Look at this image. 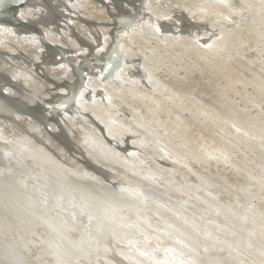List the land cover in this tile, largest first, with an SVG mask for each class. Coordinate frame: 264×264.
I'll use <instances>...</instances> for the list:
<instances>
[{
  "label": "rangeland",
  "instance_id": "rangeland-1",
  "mask_svg": "<svg viewBox=\"0 0 264 264\" xmlns=\"http://www.w3.org/2000/svg\"><path fill=\"white\" fill-rule=\"evenodd\" d=\"M112 1L116 7L120 5L119 2L121 6L125 4L127 12H129L133 5L131 2H128V0H125V3L124 0ZM131 1L136 3L134 5L137 7L135 11L133 10L132 23H130L127 28L130 30L132 28L131 31L133 32L135 30L139 31L133 34L130 39L126 40L125 37L126 42L125 40L120 42V46L118 47L120 56L118 59L119 61L117 60L118 65L115 67L116 70L112 66L113 60L111 57L98 46L103 37V33L107 32L109 29V26L105 25L101 20L93 18L87 20L88 17L86 15L77 11L79 15L75 16L80 18V25L82 24L80 29L82 30L76 29L73 33L76 31V34L81 31L83 32L85 28L87 31L89 29V33L87 32L88 35H86V38L84 33H82L83 35L80 34L81 36L79 34L74 36L73 34V38L70 37L72 40H69L71 42H68L70 44L66 42L67 44H64L65 46L62 45L63 48H66L63 50L64 53L62 52L65 57L70 59L73 54L75 56L77 54L79 56L82 55L81 58L75 60H81L78 63V68L84 71L88 76L87 79H100L103 77L105 81H111L109 84H104L105 89L102 91V94L101 92L91 93L93 98L90 97V100L89 98L87 99V103L89 102L91 105L97 104V107L93 109L97 110L96 112L100 114V117H105L106 119L107 117H113L115 118L114 120H121V122L123 121L122 123L125 124L123 129H119V135H117L114 140L112 139L114 145L112 142V144L105 143L104 146L107 148L106 145H109L111 148L113 147V150L117 149L121 151V156L124 155L118 157L122 158V160L126 157L133 166L137 165L139 169L143 168L144 170H142L145 171V173L147 172V179L154 178L155 180L159 179L163 183L166 182L164 184L173 189V192L172 189L170 191L173 194L170 193V197H174L175 199L179 197L180 199L189 197L192 199L191 197L193 194L195 195L194 197L200 196L202 199L200 200L201 203L198 200L196 201L197 205L194 204V206H192V203L196 200L194 199L190 205L192 208L189 210V212H193L192 214L198 215V219H201L194 223L195 231H199L202 228L203 230L208 229L211 221L213 222L212 226H214V228L211 227L208 229L205 235L208 239L204 242L199 241L198 244H195L196 238L192 235L193 239L189 241V243L192 244V249L190 251L188 249L189 253H181L180 258L184 257L182 255L185 254L191 253V255H193L196 251H202L207 246L214 249V247L222 245V242L225 241L232 251L228 249L224 251L225 253L222 251V254L213 252L209 256L207 255L208 257L206 256L203 258L204 261L200 260V262H198L197 260L194 264H223L224 261L228 260V264H264V1H262L263 3L255 1L248 2V0ZM190 1L195 5L193 11L199 9L198 12L200 14L203 13L204 18L207 16L205 21L198 20L197 18L196 20L193 19L196 25L194 26L198 27L197 30L190 29L188 31L182 29L176 31L178 27H175V32H167L168 34L166 32L160 33L156 30L158 23H160L159 16H165L170 13H173L170 14L172 17L179 16L180 13L178 12L177 14L175 10L177 11V9L181 7H174V3L181 6ZM96 2L101 6L100 1ZM67 4L68 3L65 2V8H67ZM169 4L174 7V9L170 8L173 10H171L172 12L167 9L170 6ZM198 4L199 6H196ZM23 5L24 3L19 4L13 9L15 11L14 13L20 11ZM107 8L110 9L109 6ZM13 10L11 11L13 12ZM198 12L197 14H199ZM243 13L245 14L244 16L241 15ZM98 15L103 14L100 12ZM113 17L112 15L110 19L113 20ZM52 19H54V17H52ZM82 20H87V23H84ZM90 22L93 24H90ZM141 22L143 23V27L145 25L148 28L144 27V30H142L140 27ZM47 24L49 27H53V24L49 22ZM62 24L67 26L64 22H62ZM84 24L87 27H85ZM37 26L38 24L33 25V29L41 30V28ZM91 30L92 32H94V30L98 31H96L98 34L95 32V39L92 32L90 33ZM99 30L101 31L100 33ZM121 32L122 30L117 32L118 34L116 33L118 38L121 37ZM77 36L78 38H76ZM84 47L88 51H81ZM46 54L49 55V52ZM85 54H87V56ZM22 56L29 59L27 53L22 54ZM56 57L63 60L61 55H56ZM16 60L19 61L16 64L24 63L22 61L20 62L19 59ZM44 61H42L41 64L47 63L45 58ZM69 61L70 60H67L66 63H70ZM30 63L34 62L30 61ZM48 66L54 67V65L51 66L50 64H48ZM18 69L24 70L17 66L16 70ZM79 88L81 89V87ZM59 90L63 93L61 97L65 98L67 95V92H65L66 90L64 88ZM72 105L74 108L71 107ZM69 107H71V109H69V111L66 110L64 116L68 118V121L72 124L75 122V119L78 118V113H80L81 110L72 103L71 105L68 104V108ZM82 113L81 116L83 115ZM89 113L94 118V113ZM19 121L23 122L28 129L35 131V123L28 121V119L24 120L21 117H19ZM92 121L93 120L88 124L84 121L85 124L82 125L89 133L95 132L97 140H100H98L99 144H103L102 137L100 139L97 133L98 129H101L105 136V127L102 123H97L95 125V121H93L94 123ZM113 122L115 123L116 121L112 120L111 123ZM1 128L4 131L6 129V135H2V137H6L10 144H14L15 149L21 148V146L18 147L17 145H21L20 141L26 139L25 135L19 133L20 131L10 130L9 125L3 126V124H0V129ZM8 131H10V134H8ZM31 136L35 139V136ZM68 136L71 140L73 139L71 135L68 134ZM124 137H127L125 138L126 141ZM33 139L30 140V143L28 141L25 142L24 148L34 147ZM55 139L56 141H51L50 144H54L55 142H57V144L50 146H56V149H58L59 138L56 137ZM133 141L135 145L132 144ZM9 143L5 142L6 147L2 149L3 151H15L8 147ZM73 143L74 142H72V144ZM72 144L67 143L70 151L74 149ZM120 146L122 147L120 148ZM162 146L173 153L171 155H174L173 157L177 159L179 164L177 161V164L175 163V159L174 162L171 163L168 159L160 155V150H162V148L159 147ZM61 148H63L62 145H60V149ZM85 148L86 147H84V149ZM125 149L126 151H124ZM35 150L38 151V149ZM41 150L46 153L50 152L49 149ZM117 150L114 151L118 152ZM70 151H67V155H70ZM108 152L110 154L112 150ZM48 155L49 157H47V159L54 164L45 162L47 160L46 156H42L41 153L39 154V152H36V154H34L35 157L41 156L43 160V165L38 169V172L44 174L41 177L35 178L34 175V177L31 178L32 180L26 177V179L20 180L18 176L21 171H17L16 169L12 170L13 168L6 169L2 174L0 171V205L3 206L4 210L0 213L1 217H9L13 220L16 218L14 215H17L18 219H21V221H27V228H33L34 220H38L39 216L43 215V217L45 216V221L43 223L58 234L56 238L58 239L59 236L63 235L64 227L60 221L55 219L54 214L51 213L54 211L55 207L51 201H54V196L70 194V199L73 201V199L76 198L75 200H77V203L81 206L80 208L83 211H81V213H88L85 223L87 230L85 229V231L81 233L84 236L80 238L77 245H73V249H69V255L72 259L80 258L79 255L84 253L85 256L80 258V260L88 262V257L92 255L99 264H107L108 260L112 259V257V260H114L116 264H122L120 261L125 259L117 258L119 256L117 255V248H119V250L122 249L121 251L125 250L123 252H130L129 250H133L139 245L143 249L149 247L148 249H150L151 253L150 257L163 258L160 264L168 263V260L166 257L164 258V256L165 254L169 256V252H163L161 243H166L164 241L168 242L167 236L173 234L174 236H182L183 232L181 226L175 227L168 225L169 227L166 226L167 229H165L162 221H164L167 215L172 213L178 215V212L180 213L181 207L178 205V203H181L180 199L172 200L166 198L162 196L163 194L161 195L149 186H140L139 188L142 191H138L140 194L136 192L139 194H137L138 196L130 192L121 197L120 194H118L116 198L114 192L115 185H110V183L108 184L105 182L104 184H106V186L103 185L100 187L95 181L90 184L89 180L80 177L77 178L79 180L75 183L74 174H78V172H72V167L75 168V165L70 163L67 165V162L63 159L64 155H60L57 157L58 159H55L53 155L49 153ZM75 155L77 154L75 153ZM173 157L170 159H173ZM45 163L46 165H44ZM174 164L175 166L173 167ZM187 169L188 172L186 174L190 176V178L184 177V170ZM110 178L111 175L109 180ZM39 183L44 184L39 185ZM70 183H75V185H71L70 187ZM79 184L82 186H79ZM47 185L48 187L50 186V188H46ZM78 188L80 189L78 190L79 196L75 193ZM119 188L120 187H117V189ZM160 188L165 189L163 186ZM188 188L192 190L188 191ZM179 190L183 191V193ZM209 190V195H207V191ZM216 190L221 191L222 199L217 194ZM43 195L47 199H51L49 204L43 207L41 206L37 212L34 211V215L30 210V214H27L29 218H27L26 212L28 208L26 206L25 208L23 207L24 203L30 199L34 200L35 203H40ZM16 196L20 199V205L22 206L18 203H15L16 206H14L15 200L13 199H16ZM144 198L147 200L145 201ZM162 198L171 200L172 202L170 203ZM111 201H113V203ZM6 202L7 204L8 202L10 203V207ZM189 202H191V200H189ZM198 206H205L211 210L202 209ZM100 207L101 209L104 207L107 209L111 208V211L115 210V214L117 215H111V213H109L110 216L106 213V217L103 216L102 213L98 215L97 208ZM44 208L45 210H43ZM196 208H198V210ZM221 210L223 212H220ZM141 211H144L143 219L139 216V218L137 217ZM48 212L50 213L48 214ZM184 213V215H188L186 212ZM37 215L39 216L37 217ZM92 215L98 218L102 216V223L93 221L92 218L94 217H92ZM46 216L50 221H48ZM89 218H91V221L88 223L87 220H89ZM124 218L129 221H126ZM129 218H131V222ZM105 219L107 221H105ZM52 221L55 222L53 223ZM198 222H200V224ZM127 223H131V225L129 226ZM73 224L76 225V223ZM148 224H151L152 227H149ZM51 226H53V228H51ZM27 228L25 229L27 230ZM29 228V232L35 233V236L37 233L38 236V232L32 229L30 230ZM60 229L62 231L61 233L58 232ZM164 231L166 234H164ZM112 232L117 233H115V240L118 239V242L121 240L120 242L122 243L117 242L118 247L116 249L113 248L115 247L113 244L109 245L106 243V239L111 236ZM123 236L131 240L127 242V239ZM91 238L94 240L91 241ZM122 239L125 242H123ZM234 240L242 244L246 242L247 245L249 242H251V244L248 245L246 249H244L245 246L242 245H238L239 248H234L232 245ZM129 241L132 242L130 243ZM22 242H27V240ZM10 246L11 245L5 243L3 247L9 249ZM152 249L153 251H151ZM230 256L235 258L231 260ZM127 262L129 261H126V263Z\"/></svg>",
  "mask_w": 264,
  "mask_h": 264
},
{
  "label": "bare ground",
  "instance_id": "bare-ground-1",
  "mask_svg": "<svg viewBox=\"0 0 264 264\" xmlns=\"http://www.w3.org/2000/svg\"><path fill=\"white\" fill-rule=\"evenodd\" d=\"M2 1H3V3H2ZM8 1H13L14 2V1H19V0H0V8L3 9L4 6H2V5L6 4ZM96 1H100L101 6ZM118 1H120V0H118ZM249 1H253V2L255 1V2H260L261 3L264 0H248V2ZM65 2L68 3L67 6H66L67 8L64 7L65 6ZM128 2H131L133 4L132 8L129 10L130 13L126 11V5L125 4H122V6H121V3L119 2L120 5L116 7V6H114L112 0H68V1L67 0H25L24 5L20 9V11H18L17 13H12V15L10 17L6 18V19L0 20V22H1L0 23V71H2L4 69V71L5 70H8V71L10 70V71L14 72L15 73L14 77L17 76L16 78H17V82L18 83L19 82L20 83H24L25 82V83L28 84L31 81L29 87L34 92L38 93V95H40L41 97H44V99H46L47 101L48 100L50 101V100H53V99H57V98H62L61 96L63 95V93L59 89L62 90L63 88L66 90V91L65 90L64 91L67 92V95L65 96V98H62L64 102H67V100L68 101L71 100L72 96H74V99L71 101V103L74 104L78 109H80L81 112L78 113V118L75 119V122L72 123L73 125L71 124L70 121H68V118H66L64 116V113L66 112V110L69 111V109H71V107L74 108L73 105L71 107H69V108L66 107L64 111H61V113H60V107L56 106L53 109L54 115H51L48 118L46 116L42 117V118H44L43 122H41L39 120L41 116L37 112H34L32 117H34L37 121H39V123L41 124V127L45 126L46 136H47V134L53 135L55 133L59 135L62 132V130H66L65 131V135L66 136L64 135L65 137L64 136L60 137V135L59 136L58 135H53V136H51V138H48V141L50 143L51 141H56V139H55L56 137L59 138V141L57 140L59 142V148L56 149V146H54V147L50 146V147L53 148L57 153H59V155H57L58 157L60 155L61 156L64 155L63 159L65 160V162H67V165L69 163L75 165V168L72 167V172L73 173L78 172V174H79L78 177L84 178V176H82L81 174H83V175L85 174L88 177H96L97 181L99 180V178H98L99 176L104 178V179L107 178L106 180H108V182H112V184L115 185V187H114L115 197L118 196V194H120V197H121V196L126 195L127 193H130V192L132 194L135 193L137 195L139 193L138 191L141 190L139 188L140 186L141 187L142 186L143 187L149 186V187H152L153 189H155V191L160 193L161 195L163 194L162 196H165L166 198H169V199H172V200L173 199L177 200V199H180V197L177 198V199H175L174 197L173 198L170 197V193H171L170 191H171L172 188H170L169 186H166V184H164L166 182L163 183L159 179L155 180L154 178L147 179V177H146V173L147 172L145 173V171H143L144 170L143 168H142L143 169L142 170L141 168L139 169V166L137 167V165L133 166V164H130L131 162H129L128 158H126V157L123 158V160H122V158L118 157V156L122 157L124 155L123 154L121 156V154H122L121 151H118L117 149H114L115 151L116 150L118 151V152H115L112 149L113 147L111 148V146L106 145L107 146V148H106L104 146L105 143L112 144V142H113V145H114V141H113L114 138H116V136L119 135L118 134L119 133V129H123V126L125 124L122 123L123 121L121 122V120L120 121L119 120H114L115 118H113V117H107V119L105 117H103V118L100 117V114L98 112H96L97 110L93 109L94 107H97V104L96 105L92 104L93 105L92 106L89 102L87 103V99L88 98H89V100L91 99L90 98V97H92L91 93L101 92V94H102V91L105 89V85L104 84H107V83L109 84V83H111V81L110 80H109L110 82L109 81H105V78H103V77H102L103 79L102 78H100V79H96V78L95 79L94 78L87 79L88 76L84 73L83 74V85L80 86L81 89L78 87L80 91L77 88L76 91L73 93L72 89H74L75 86L77 85V80L76 79L78 77V71H75V70L79 69L78 68V63H79V61H81V60L77 61L75 59L81 58L82 55L79 56L77 54L75 56L73 54V56L70 57V59H69V58L65 57L64 54H62L63 50L66 49V48H63L62 45L67 44L68 42H71L69 40L71 39L70 37L73 38V34H74V36H76L78 34L79 35L80 34L83 35L82 33H84V36L86 38V35H88V33H89L88 32L89 29L87 31L86 28H85V31H83V32L81 31L78 34H76L77 31L75 33H73V31H75L76 29L77 30H82V29H80V26L82 25V24L80 25V22H81L80 18L76 17L77 15H79V12H80L81 14L86 15L88 17L87 20L88 19L91 20V18L98 19V20H101L103 23H105V25L109 26L108 27L109 29L107 30V32H104L103 35L101 34L103 37L102 38L99 37V38H101V40H100L98 46H100L103 51L108 53V55L113 60L112 66H113V68H115L118 65L117 60L119 59V56H120L119 48H118L120 46L119 45L120 42L124 41L125 37H126V40L130 39L133 34H135V33H137L139 31V30H135L136 27L134 29L135 30L134 32L131 31L132 28H131V30L127 28L128 25L130 23H132V15H133V12L136 10V7H137V6L134 5L136 3H133L131 0H128ZM124 3H125V0H124ZM244 4H245V1H244ZM246 4H247V2H246ZM108 6H109L110 9L107 8ZM170 6H169V8H167V9H169V11L174 9L175 6L176 7H181L180 9L176 8L177 11L175 10V12H177V14H178V12L180 14L177 17H172V15H170V14H173V13L167 14L165 16H159V22L160 23H158V26L156 27V30L158 32H160V33L175 32V29H174L175 27H178L176 31L182 30V29H186L188 31L190 29L197 30L198 27H195L196 25L194 23L195 22L194 20H196V18H197L198 20L205 21V18L207 17L206 16L204 18V16H203L204 14L203 13L200 14L198 12L199 9H195L193 11V8H195V5L191 1L185 3V4L181 5V6L177 5L175 3L173 5L174 7H172V5H170ZM196 6H199V4L196 5ZM242 6H243V4H242ZM253 6L255 7L254 4H253ZM170 8H172V9H170ZM200 8H202V7H200ZM164 9H165V7H164ZM10 10H12V9H10ZM108 10H109V12H108ZM200 10H203V9H200ZM77 11H79V12H77ZM10 12H12V11H10ZM100 12L103 15H98ZM197 12L199 14H197ZM9 15L10 14L7 13V16H9ZM112 15L114 16L113 20L110 19ZM241 15L244 16L245 14L243 13ZM52 17H54V19H52ZM64 19H66V20H64ZM87 20H85V21L82 20V21L84 23H87ZM2 22H4V23H2ZM48 22L53 24V27H51V26L49 27L48 24H47ZM62 22H64L67 26H64L62 24ZM37 24H38L37 27L38 28L40 27L42 31L33 29L34 28L33 25H37ZM90 24H93V23L90 22ZM85 27H87V26L85 25ZM140 27L142 28V30H144V27H147V26L144 25V27H143V23L141 22V26ZM92 28H93V26H92ZM151 28H152V26H151ZM121 30H122L121 35H120L121 37L118 38V35H116V33L120 32ZM96 31L94 30V32H92V30H91L90 33L92 32V35L94 36ZM97 32H96V34H98ZM100 32L101 31L99 30V33ZM76 38H78V36ZM85 38H84V40H85ZM89 38H90V36H89ZM94 39H95V36H94ZM126 40H125V42H126ZM78 41H79V39H78ZM49 44L51 45L52 50L48 49L46 47ZM68 44H70V43H68ZM91 44H92V42H91ZM200 44H202V43H200ZM80 45H81V43H80ZM69 47H70V45H69ZM86 47H88V46H86ZM203 47H204V45H203ZM86 50L87 49L84 47L83 50H81V51H86ZM47 52H49V55L46 54ZM90 52H92V51H90ZM25 53L28 54L29 59H27L25 56H22V54H25ZM82 54H84V53H82ZM56 55H61L63 60L62 59H58L56 57ZM85 55L87 56V54H85ZM95 55H97V54H95ZM44 58H45V60H47V63H42L41 64V62L44 61ZM102 58H103V56H102ZM16 59H19L20 62L22 61L24 63L16 64L17 62H19ZM67 60H70L69 61L70 63L67 64L66 63ZM103 60H105V59H103ZM120 60H121V58H120ZM30 61H32L34 63H30ZM44 62H46V61H44ZM103 62H105V61H103ZM35 63H37V64H35ZM48 64H50L51 66L54 65V67H49ZM75 65H77V66L75 67ZM17 66L19 68L20 67L23 68L24 70H22V69L21 70H19V69L16 70ZM81 66H82V63H81ZM115 70H116V68H115ZM123 72H124V70H123ZM101 75L104 76L103 74H101ZM0 80H2V79H0ZM11 82H14V81H11ZM5 83H6V85L3 86V90L5 92H9L11 94V90L12 89L9 88V87H11L10 86L11 85L10 81L6 80ZM7 86H9V87H7ZM0 94L3 95L4 93H0ZM101 94H99V95H101ZM8 96H10V95H8ZM13 97H15V96H13ZM94 97H97V96H94ZM6 101L7 100H5V99L4 100H0V114H1L0 115V124H3V126L4 125L5 126L6 125L11 126L12 125V124L9 123V121H7V118H4V116L2 117V115L6 114V113L7 114L8 113H12V112L16 113L17 114L16 117H17L18 120H19V117L23 118L24 120L25 119L27 120L29 118V117L26 118L23 114L20 113V111L18 112L15 109H12L13 107H11L9 105V103H7ZM28 102L30 103V101H28ZM90 108H92V109H90ZM58 111H59L60 117L57 118L56 115H57ZM89 112L94 113V115H95L94 118L92 117V115H90ZM81 113L83 114L82 116H81ZM54 120L56 121V128L58 129V131L56 129L52 128V127L49 128V126H48V123L52 124V122ZM91 120L95 121V125L97 123H102V125L105 127V131H104L105 134H106L105 136L103 135L102 130L97 128L98 129L97 135L100 136L99 137L100 139L102 137V143L103 144H101V143L99 144L100 140L99 139H98L99 141L97 140V138L95 136V132L94 133H89L87 130L84 129L85 127L82 125V124H85L84 121H86L87 124H88ZM112 120L116 121V122L115 123L114 122L111 123ZM28 121H30V120L28 119ZM20 123L23 124V122H20ZM58 123H59V125H58ZM51 124H49V125H51ZM141 128H143V127H141ZM1 129H0V166H1L0 167V171H1V174L6 169L13 168L12 170L16 169L17 171H21L22 172V173L20 172V174L18 176L20 180L26 179V178L27 179H31L32 177H34V175H35V178H38V177H41V176L44 175V174H41L40 172H38L39 167L41 165H43V160H42L41 156H39V157L38 156L35 157L36 155L34 156V154H36V152H39V154L41 153L42 156H44V157L46 156V159H47V157H49L48 153L50 155H53V157L55 159H58L57 156L55 155V153L51 152L50 150H49L50 152L46 153L45 151H43L41 149H38V151H36L34 147H32V148H30V147L24 148V146L19 148V149L18 148L15 149V145L14 144L13 145L10 144L9 141H7L6 137H2V135H6V129H5V131L3 129L2 130ZM52 130L55 133L52 134V132H53ZM8 134H10V131H8ZM68 134L73 137L72 140L69 138ZM32 135L35 136V140L36 141H40L38 139L39 138L38 136L36 137V135H34V133ZM84 138H85V140H84ZM125 138H127V137H124V140H125ZM46 140H47V138H46ZM71 141L74 142L75 144L74 143L72 144ZM5 142L9 143V145L7 144L8 147H10L12 150L14 149L17 154L20 153L24 157L33 158L34 160L31 159L32 162L31 161L28 162L29 165H31V166H29V165L22 166L23 159L17 158V156L15 155V153L13 151H3L2 149H5V147H6ZM67 143H70V144H72V146H74L73 151L69 150V147H68ZM55 144H57V142H55L54 144H50V145H55ZM132 144L135 145L134 141H133ZM60 145H62L63 148L60 149ZM80 145L83 148L86 147V150H87L86 151L87 155L85 157H82V158H80V157L78 158V155L82 156L83 153H84L80 149ZM127 146H126V148H127ZM121 147L122 146H120V148ZM159 148H162V150H160V152H161L160 155L161 156H163L166 159H168L171 163L174 162V159H175L173 157L174 155L173 156L171 155L173 153L169 152L168 151L169 149H166L163 146L159 147ZM110 149L112 150V152H111ZM34 151H35V153H34ZM67 151H70L69 152L70 155H67ZM108 151H110L111 153L109 154ZM124 151H126V149ZM75 153L77 155H75ZM10 156H12V157H10ZM172 157H173V159H170ZM88 158L93 160L92 164L94 165V167H89L88 166V164L86 162V159H88ZM64 160H62V161H64ZM176 161H177V159H175V163H176ZM111 163H113V164H111ZM177 163L179 164L178 161H177ZM174 166H175V164L173 165V167ZM96 168L100 169L101 172L100 171L98 172L96 170ZM184 171H185L184 177L190 178V176H187V174H186L188 172V169L184 170ZM50 174H52V173H50ZM110 175H111V178L109 180ZM96 179H95V182H96ZM93 180L94 179L89 180L90 184H91V182H94ZM43 184L44 183H39V185H43ZM145 184H151V185H145ZM36 186H38V185H36ZM161 186H163L165 189H161L160 188ZM117 187H120V188L117 189ZM46 188H50V186L48 187V185H47ZM177 188H178V186H177ZM192 189H193V187H192ZM192 189L188 188L187 190L190 191ZM76 190L77 191L75 193H76L77 196H79V193H78L79 191L78 190H80V189L78 188ZM175 190H176V188H175ZM179 191H181V190H179ZM216 191H217V194L222 199L221 191H219V190H216ZM136 192H138V193H136ZM172 192H173V189H172ZM209 192H210V190L207 191V195H209ZM181 193H183V191H181ZM207 195H205V196H207ZM70 196H71L70 194L61 195V196L57 195V196L53 197L54 201H51V199H49V198L47 199L43 195L42 196L43 204H42L41 200H40L41 201L40 203H35L34 200L30 199L26 203H24L23 207L25 208V206H26L28 208V210H29V211L27 210L26 216H27V214H30L29 212H31V211H32L31 213H33V215H34V211H36V212L39 211L41 206L43 207V206L49 204V202L51 201V203H53V205L55 207H54V211L53 212H51L50 209H49V211L54 214L55 219L60 221L62 223V226L64 227L63 235L59 236V239H60L59 241H61L63 239L66 242L69 241V243H71L72 245H75V244L77 245V242L80 240V238H82L84 236L81 233H83V231H85V229L87 230V226L85 227V222L83 220H81V219L83 218L84 220H86V218H87L86 215L88 213H86V212H84V214L81 213L82 209L80 208L81 206L79 205V203H77L78 201L75 200L76 198H74L73 201H72L70 199ZM194 196L195 195L193 194L192 197H191L192 199H190L189 197L181 198L180 199L181 203H178V205L181 207L180 213L178 212V215H176V213H172L170 215H167V216H165L164 221H162L163 222L162 224H163L165 229H167L166 226H168V225L169 226L172 225V226H175V227H177V226L180 227L181 226L182 227V232H183L182 236L181 235L174 236V234L171 235V236L170 235L169 236L166 235L167 238H168V242L164 241L166 243H163V242H162L163 244L161 243V247H163V252H166V253L169 252V256H167L166 254L164 256V254H163L164 258L166 257V259L168 260L167 264H194L195 261L198 260V262H200V260L202 261L203 258H205L207 255L209 256L213 252H218V254H220L222 251L224 252V251L230 249L228 247V243L224 241V242H222V245H220V246L217 245V247H214V249L211 248L210 246H207L202 251H196V253L193 254V255H191V253L187 254V255L185 254V255H182L184 257L180 258L181 253H183V252L186 253V252H188V249H189V251L192 249V247H191L192 244L189 243V241L190 240L192 241V239H193L192 235H194L195 238H196L195 244H198L199 241H203V242L206 241L208 239L207 237H205L206 231L208 232V229H210L211 227L214 228V226H212L213 222L211 221L212 223L210 222V226H208V229L203 230V228H202L199 231L198 230L195 231L194 223L196 221H198V220H201V219H198L199 218V217H197L198 215L196 216V215L192 214L193 212L192 211L189 212V210H190V208H192V206H194V204L197 203L196 201H198V200L200 201L202 199L200 198V196H196V197H194ZM17 197L18 196H16V199H13V200H15L14 206H16L15 203H18L19 205L21 204L20 199H18ZM220 198H218V199H220ZM2 199H3V196H2ZM155 199H153V200H155ZM162 199H164V200H166V201H168L170 203L172 202L171 200H167L165 198H162ZM194 199H196V200L194 201ZM107 200H109V199H107ZM146 200L147 199H145V201ZM189 200H191V202H189ZM192 201H194V202L192 203ZM106 202H109V201H106ZM111 202L113 203V201H111ZM182 202H184V203H182ZM1 203H2V201H1ZM191 203L193 205L190 207ZM200 203H201V201H200ZM6 204H7V202H6ZM8 204L7 205L10 207V203L9 202H8ZM202 205H204V204H202ZM20 206H22V205H20ZM35 206L36 207L38 206V207L36 208ZM0 207L2 208V209L0 208V213H2L4 211L3 210V206L0 205ZM17 207H19V206H17ZM198 207H200L202 209H208L209 211L211 210L209 208H206L205 206L204 207L198 206ZM45 208H47V207H45ZM45 208L43 210H45ZM100 209H101V207L97 208L98 215L100 213H102L103 216H105V217H106L107 214L109 215V213H111V215H117V214H115L116 213L115 210L111 211L112 210L111 208L107 209L106 207H104V208L101 209V212H100ZM136 209H137V207H136ZM196 209L198 210V208H196ZM50 212H48V214ZM175 212H176V210H175ZM184 212H186V214H188V215H184L185 214ZM220 212H223V211L221 210ZM139 213L140 214H138L137 217L139 216L140 218L143 219L144 218V211L143 212L141 211ZM39 215H37V217ZM44 215H47V214H44ZM14 216H16V218H14L13 220H11L9 217L6 218V217H1L0 216V264H93L94 262H96V258L94 256H92V255H90V257H88V260H89L88 262L85 261V260L84 261L80 260V258L85 256L84 253L79 255L80 258L72 259V257H70V255H69V250L67 248H65L64 245L62 246V245H60V244H58L56 242V238L58 237V234L56 232H54V230L48 228V226H46L45 224H42V226H41L39 219L38 220L37 219L34 220L35 222H34L33 228L34 227H36L38 229L44 228V230H46V231H42L41 230L42 232H38L39 233L38 236H37V233H36V236H37V238H36L35 233H31V232L27 233L28 228H29L28 227L27 230L25 229L26 228L25 226H27V221L24 222V220H22L23 221L22 222L21 219H18L17 215H14ZM28 216H27V218H29ZM213 216H215V215H213ZM42 217H43V215H42ZM92 217H94V216L92 215ZM46 218H47V216H46ZM102 218H103L102 216H99V218L98 217H94V218H92V220L96 221V222L99 221V222L102 223ZM125 218H127V217H125ZM24 219H26V218H24ZM129 219H130V222H131V218H129ZM48 221H50V219H48ZM58 221H56V222H58ZM87 221L89 223V221H91V218H89V220H87ZM105 221H107V220L105 219ZM52 222L54 223L55 221H52ZM49 223H51V222H49ZM73 223H76V225L73 224ZM103 223H105V222H103ZM198 223L200 224V222H198ZM30 224H28V225H30ZM55 224H54V226H55ZM128 225L130 226L131 223H129ZM148 225H149V227L151 226V224H148ZM51 228H53V226H51ZM236 228H238V227H236ZM29 229L31 230V228H29ZM161 229H163V228H161ZM217 229H218V227H217ZM158 230H160V229H158ZM58 232L61 233L62 232L61 229H60V231L58 230ZM108 233H110V232H108ZM115 233L116 232H112L111 236L108 239H106V238L105 239H106V243L107 244H109V245L113 244L115 246L113 248L116 249L118 247V244H117L118 239L115 240L116 239ZM120 234H121V230H120ZM124 234H122V235H124ZM164 234H166V232ZM118 235H119V233H118ZM29 236H31L32 240H34V238H35V239H38V240L42 241V243L39 246L34 247L33 251H36V252H34L35 254H33L34 256H30V255L28 256L29 253H27V249H26V247L24 245L25 242L24 243L22 242V241H26V237L30 238ZM126 236H123V237H125L127 239L128 237H126ZM188 238H190V239H188ZM237 238H239V237H237ZM93 240L94 239L91 238V241H93ZM128 240H131V239H127V242H128ZM46 241H48V242H46ZM113 241H115V242H113ZM120 241L118 243H121ZM122 241H123V239H122ZM123 242H125V241H123ZM5 243L11 245L9 247V249L3 247ZM246 243L242 244L241 242L234 240V243H232V245H233L234 248H239L238 245L239 246L242 245V246H245V248L244 247L243 248L246 249L248 247V245L251 244V242H249L248 245ZM159 245H160V243H159ZM251 247H253V246H251ZM146 248H147V246H146ZM148 248L147 249H143L141 246L138 245L137 248L135 247V249H133V250L132 249L129 250V248H128V250L130 252H127V251L123 252L125 250L121 251L122 249L119 250V248H117V250H118L117 251V255H119L117 258H121V259L123 258L126 261H129V262L126 263L125 260H122V261H120V262H124L122 264H128V263L129 264H141V263L142 264H160V262L163 261V258H160V257L159 258L158 257L152 258V257H150L151 253H150V249H148ZM159 249H158V251H159ZM103 250H104V247H103ZM105 250H107V249H105ZM151 251H153V249ZM230 251H232V250L230 249ZM148 252H149V254H148ZM72 253H74V252H72ZM129 253H131V254H129ZM153 254H156V253H153ZM153 254H152V256H153ZM227 254H229V253H227ZM230 258H231V260H233V258H235V257L230 256ZM112 259H113V257H112ZM112 259L108 260L107 264L115 263V261L112 260ZM228 261H224L223 264H228ZM101 264H103V263H101Z\"/></svg>",
  "mask_w": 264,
  "mask_h": 264
},
{
  "label": "water",
  "instance_id": "water-1",
  "mask_svg": "<svg viewBox=\"0 0 264 264\" xmlns=\"http://www.w3.org/2000/svg\"><path fill=\"white\" fill-rule=\"evenodd\" d=\"M19 1L18 2L17 1H14V2L13 1H8L6 4L2 5V6H4V8L3 9L0 8V20H3V19H6V18L10 17L12 15V13L15 12L13 9H15L19 4H23L25 2L24 0H19ZM2 3H3V1H2ZM10 9H12L13 12H10L11 11ZM7 13L10 14V15L7 16ZM46 47L48 49H51L52 50V47H51L50 44L47 45ZM76 66L77 65H75V67ZM81 70L82 69L75 70V71H78V77L76 79L77 80V85L75 86L74 89H72V92L73 93L76 91V89L78 87H80V86L83 85V74H84V71H81ZM14 75H15V73L12 72V71H10V70L9 71L8 70H5L4 71V69H3L2 71H0V79H2V80H0V93H4L3 95L0 94V100H4V99L7 100L6 102L9 103V105L11 107H13L12 109H15L18 112L20 111L21 114H23L26 118L29 117L28 119L30 121H32L33 123H35V125H36L35 131H33V130L28 129L24 124H22V123L19 122V120L17 119L16 115H14L16 113H13L12 112L13 114L12 113H8V114L6 113V114L2 115V117L4 116V118H7V121H9V123L12 124L11 125L12 127L9 126V129L10 130H17V131H20L19 133H23L25 135V138L26 139H22L20 141V144L21 145H17V146L18 147H20V146L22 147V145L24 146L25 145V142H27V141L30 143V140L33 139L31 135L34 133V134H36L39 137L38 139L40 140V141H36L35 139L32 140L34 142V148L35 149H49L51 152L55 153L56 156L59 155V153H57L53 148L50 147V143L48 141V138H51V136L58 135V134H56L52 130L53 131L52 134L53 133H55V134H53V135L47 134V136H46L45 126L44 127H41V124L39 123V121H37L34 117H32V115L34 114V112L39 113L40 116H41L39 120L41 122H43V119L44 118H42V117L46 116L48 118L49 116L54 115L53 109L56 106L60 107V113H61V111H64L65 108L68 107V104L71 105V101L74 99V96H72L71 100H69V101L67 100V102H64L62 98H57V99H53V100H50V101L49 100L46 101V99H44V97H41L40 95H38V93L34 92L29 87L31 81L28 84L25 83V82L24 83H20V82L18 83L17 82V78H16L17 76L14 77ZM6 80H9L10 83H11V85H10L11 87L7 86V87H9V88H11L13 90V91L11 90V94L9 92H5L3 90V86L6 85V83H5ZM11 81H15V82H11ZM8 95H10V96H8ZM13 96H15V97H13ZM28 101H30V103ZM56 117L57 118L60 117L59 111L57 112ZM49 124H51V123H48L49 128L52 127V128H54V129H56L58 131V129L56 128V121L55 120L52 122L51 125H49ZM58 125H59V123H58ZM65 131L66 130H62V132L59 134L60 137H63L65 135ZM45 137L47 138V140H46ZM80 149L84 153H83L82 156L81 155H78V158L79 157L80 158L85 157L87 155L86 154V151H87L86 148L84 149L80 145ZM13 152L15 153V155L17 156V158L23 159L22 166L29 165L28 162L29 161L32 162V160H34L31 157L30 158L24 157L20 153L17 154L15 151H13ZM92 161L93 160H91L90 158L86 159V162H87V164H88L89 167H94V165L92 164ZM45 162H50L51 164H54L49 159H47ZM44 165H46V163ZM29 166H31V165H29ZM96 170L98 172L100 171V169H97V168H96ZM81 175L84 176V178H86L87 180L94 179L93 181H95V179H96V177H88L85 174L84 175L81 174ZM74 176H75L74 178H75V183H76L79 180V179H77L78 178V174H74ZM98 178H99V180L97 181V179H96V184L99 185L100 187L103 186V185L106 186V184H104L105 182H107L108 184L109 183L112 184V182H108V180H106L107 178L104 179V178H102L100 176ZM75 183H70V187H71V185H75ZM81 184H79V186H82L83 185V184L82 185ZM39 220H40V224L42 226V224H44L43 223L44 222V217H42V215H41V218H40V216H39ZM81 220H83L86 223V220H84L83 218ZM25 227L27 228V226H25ZM31 229L33 231H37V232L46 231V230H44V228L38 229V228L34 227V228H31ZM28 232L29 231H27V233ZM29 237L30 238L26 237L27 242H25V247L27 249V253H29L28 256L29 255L30 256H34L33 254H35L34 252H36V251H33L34 250V247L39 246L42 243V241H40L38 239H35V238H34V240H32L31 236H29ZM58 239H56V242L58 244L62 245V246L64 245L65 248H67L68 250L74 248L73 245L71 243H69V241L66 242L63 239L61 241H59ZM46 242H48V241H46ZM122 263H124V262H122ZM93 264H99V263L96 261Z\"/></svg>",
  "mask_w": 264,
  "mask_h": 264
}]
</instances>
